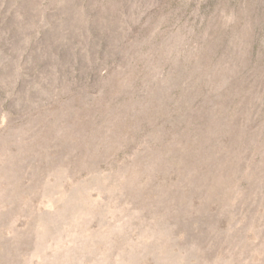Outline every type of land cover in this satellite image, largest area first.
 <instances>
[{
  "label": "rangeland",
  "instance_id": "1",
  "mask_svg": "<svg viewBox=\"0 0 264 264\" xmlns=\"http://www.w3.org/2000/svg\"><path fill=\"white\" fill-rule=\"evenodd\" d=\"M0 264H264V0H0Z\"/></svg>",
  "mask_w": 264,
  "mask_h": 264
},
{
  "label": "bare ground",
  "instance_id": "2",
  "mask_svg": "<svg viewBox=\"0 0 264 264\" xmlns=\"http://www.w3.org/2000/svg\"><path fill=\"white\" fill-rule=\"evenodd\" d=\"M117 248V247H116Z\"/></svg>",
  "mask_w": 264,
  "mask_h": 264
}]
</instances>
